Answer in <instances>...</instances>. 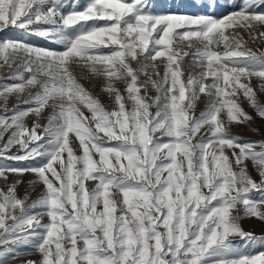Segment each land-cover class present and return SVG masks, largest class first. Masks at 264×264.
<instances>
[{
    "label": "snow or ice",
    "instance_id": "6c2138e0",
    "mask_svg": "<svg viewBox=\"0 0 264 264\" xmlns=\"http://www.w3.org/2000/svg\"><path fill=\"white\" fill-rule=\"evenodd\" d=\"M157 6L90 0L78 10V0H0V60L10 70L0 84V181L7 189L0 188V264L21 247L40 255L25 264H264V251L242 250L264 247V233L241 223L264 222V140L231 131L237 124L256 133L255 120H264L251 86L252 77L264 80V51L247 47L240 32L255 39L264 28V0H169L162 13ZM186 6L204 11L171 10ZM222 8L230 11L217 18ZM8 29L57 47L9 38ZM184 41L202 47H174ZM189 56L190 67L202 71L185 80ZM88 74L103 78L113 110L79 82ZM201 94L213 99L197 116ZM11 95H26L22 103L32 106L18 104L8 115ZM241 95L255 116L237 102ZM25 174L35 177L30 185L44 186L28 208V193L21 199L16 192Z\"/></svg>",
    "mask_w": 264,
    "mask_h": 264
},
{
    "label": "rangeland",
    "instance_id": "374dc122",
    "mask_svg": "<svg viewBox=\"0 0 264 264\" xmlns=\"http://www.w3.org/2000/svg\"><path fill=\"white\" fill-rule=\"evenodd\" d=\"M90 2V0H78V10H82L83 7L85 5H87ZM128 2H131V0H128ZM169 0H156L157 3V8L155 9L156 12L158 13H162V12H167L170 9L167 7ZM172 11H180L182 13H188V14H197V13H201L204 10L203 9H198L195 7H191V6H186V7H182L179 9H171ZM65 11H68V9H66ZM230 11V9L228 8H222L217 10V12L215 13V16L217 18L222 17L223 15L227 14ZM91 23V22H90ZM101 23H103V21H101ZM260 31H264V28L261 27H257L256 31L253 33V36H255L256 38L253 39L252 37L249 36L248 33H246L244 30H240L241 35L244 38V41L246 42L247 47L252 48L254 51H264V37H260L258 35V33ZM4 34L0 33V37H2ZM7 36L9 38H17V39H25L26 42H29L33 45H37V46H44L47 48H55L57 47L54 44H49L47 43L44 39L42 38H38L35 35L33 36H26L22 31L19 30H15V29H8L7 30ZM177 43H179V46L184 50V51H188L189 53L193 52L197 47H202V45H200L198 42H193L192 47L189 48L188 42L184 41V42H174V47L177 45ZM219 51L223 52L224 49L223 47H221L220 49H218ZM164 58H160L156 61V63L159 65V71H160V76H163V72H164V63H163ZM193 64V60L191 58V56L186 57L185 60L182 62V68L184 69V76L183 79H187L188 75L191 74L193 76H198L200 74V72L202 71V69L200 67H196V66H192L190 67V65ZM0 84L4 83L5 80L4 78L7 77L10 74V70L8 68L7 65L3 64V61L0 60ZM138 63L137 62H133V67H137ZM77 74L79 73V70L77 69ZM79 78V76H78ZM145 77H141V79H144ZM156 79H159L160 77H155ZM8 83H13V81L9 80L7 81ZM79 82L83 85V87L93 96L97 97L100 99V101L105 105V107L111 111L113 110L116 105L114 102V99L110 98L109 95L107 94V92L103 91V84H104V80L102 77H94L91 74L87 75V78H79ZM207 83H211V80H207ZM264 83V80H261L257 77H252L251 78V86L254 88V90H256L257 92V96L258 99L261 102H264V93L260 92V85ZM117 87H119L120 91L126 96L127 93L125 92V88L126 85L123 83H118ZM32 91H35V89H32ZM143 94V91H142ZM156 90L155 89H150L148 92V95L150 97H154L156 95ZM26 98V95L24 97H20L17 98L16 95H11L8 98L7 101V107L9 109L8 115L12 114V110L19 104V106L21 108H27V107H31L32 105H25L22 103V100ZM213 99V97H209L206 94H201L199 96V99L196 101V107H195V114L197 116L200 115L201 112L205 111L208 104L210 103V101ZM238 103H241L242 107L244 108V110L252 115H256L254 109L250 106V103L247 101L246 98H244L242 95L240 96V99L237 101ZM4 104V101L2 98H0V115L4 114V108L2 107V105ZM77 107L81 108V110L84 112L85 116H90L91 113L88 112V110L83 106V105H77ZM152 111H155V109H152ZM50 114V109H45L44 111V115L47 116ZM34 117L33 116H29L26 119V124L31 127L34 123ZM41 125H46L47 121L44 119L40 120ZM257 129L258 132L254 133L252 131H250L247 127L243 126V125H237V124H233L231 131L233 134H239L240 136H242L245 140H251V141H260V140H264V120H261L259 118H257L255 120V125H254ZM38 131H42V128L39 129ZM71 135V134H70ZM73 135V134H72ZM71 135V136H72ZM103 135V134H101ZM70 136V138H71ZM8 136H5V140H7ZM165 140H167L168 138L165 137ZM197 139H199V137H197ZM17 151L16 148L12 149V153H15ZM31 163H35V162H31ZM29 162H21V164L19 166H26L28 165ZM249 165V169H250V174L252 175V177L259 182L260 181V176L258 175L257 172L255 171H251L252 169V163L249 161L248 162ZM10 181L12 179H14V177L10 176L9 177ZM20 179L24 180V186H17L16 192L19 198L23 199L25 197L26 192L28 193V198L25 202V207L28 208L32 205L33 202H35L39 196L42 194L44 186L42 184H37V185H30L28 182L30 180L35 179V177L32 174H25L23 177H21ZM95 182H88V186L89 188H91L92 186H94ZM20 187V189H19ZM0 188H4L5 191L7 190L5 188V185L3 183V181H0ZM114 192V198L117 200V202L119 203L122 200V196L121 194H119L118 190H113ZM253 198L255 199H259L260 196L259 194L255 193V191L253 192ZM39 209H37L38 211ZM16 216H19L20 213V209L17 208L15 210L14 213ZM48 218L45 216L43 217V221L47 222ZM7 224L11 225L12 223H14L12 220H7L6 221ZM242 223V227L247 230V231H253L257 234L260 233H264V222L259 221L257 218H251V219H244L241 221ZM2 231V230H0ZM234 240L235 243L239 244L241 243V240L239 237H233L232 238ZM2 250V249H0ZM246 254H251V255H257L259 254V252L264 251V247H255V248H247V249H242ZM19 255L16 259H11L8 261V264H25L26 261L29 260H39L40 259V255L31 248L28 247H21L19 250Z\"/></svg>",
    "mask_w": 264,
    "mask_h": 264
},
{
    "label": "bare ground",
    "instance_id": "6f19581e",
    "mask_svg": "<svg viewBox=\"0 0 264 264\" xmlns=\"http://www.w3.org/2000/svg\"><path fill=\"white\" fill-rule=\"evenodd\" d=\"M71 135H72V134H71ZM71 135H70V136H71ZM22 181H23V183H21V184L19 185V186H21V187L24 186V183H25L24 180H22ZM22 188H23V187H22ZM19 189H20V187H19Z\"/></svg>",
    "mask_w": 264,
    "mask_h": 264
}]
</instances>
